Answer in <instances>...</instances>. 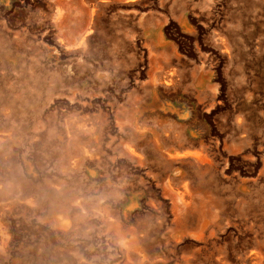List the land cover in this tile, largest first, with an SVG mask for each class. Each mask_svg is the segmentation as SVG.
<instances>
[{"label": "rangeland", "instance_id": "374dc122", "mask_svg": "<svg viewBox=\"0 0 264 264\" xmlns=\"http://www.w3.org/2000/svg\"><path fill=\"white\" fill-rule=\"evenodd\" d=\"M57 1L0 0V264H264V0Z\"/></svg>", "mask_w": 264, "mask_h": 264}, {"label": "bare ground", "instance_id": "6f19581e", "mask_svg": "<svg viewBox=\"0 0 264 264\" xmlns=\"http://www.w3.org/2000/svg\"><path fill=\"white\" fill-rule=\"evenodd\" d=\"M61 1V0H60ZM90 23H87L86 26H88ZM88 28V27H86ZM85 31V28L83 32ZM84 34V33H83ZM174 71V70H173ZM173 78V72L167 73L164 78L163 82L165 84H169L172 81ZM155 106V105H154ZM152 133V132H151ZM193 135V134H192ZM188 136V135H187ZM1 138V134H0ZM169 138H163L161 140H156L158 146L165 145ZM189 142V144L192 145V143H195L192 139V137L187 138L186 140ZM199 141V140H198ZM181 145V144H180ZM179 145V147H180ZM136 146V145H135ZM173 151L166 152L163 151L161 148H159V151L163 154H166L165 156L169 159H184L186 160L188 166H191V168H194V173L197 175H200L203 169H206L211 164V158L208 154V152H197V151H190V150H176V148H170ZM138 157V156H137ZM185 173L180 174L177 178L172 177V179H169L166 175V172L163 173V175H159L160 182V188L161 193L165 198L169 200V202L172 204V209L176 211H183L186 209H192L193 202L195 201L197 195L200 194L201 191H198L193 186V181L191 178L188 180H183V177L185 176ZM192 176V175H188ZM32 199V198H31ZM57 210V209H56ZM68 208L64 209L66 211L62 215H59L58 218L60 219L63 227L67 228L70 225V220L68 219ZM132 234L133 239L137 238V230L135 227H131L130 231ZM254 255V254H253ZM258 256H255L254 258H257Z\"/></svg>", "mask_w": 264, "mask_h": 264}, {"label": "crops", "instance_id": "0c3cea01", "mask_svg": "<svg viewBox=\"0 0 264 264\" xmlns=\"http://www.w3.org/2000/svg\"><path fill=\"white\" fill-rule=\"evenodd\" d=\"M70 1H73V0H61V1L58 0L57 2H58V3L68 4ZM68 18H69V16L66 15V16H65V19L68 20ZM87 23H90V24H91L92 22H91V20H89ZM87 23H86V24H87ZM90 24H89V25H90ZM89 25L86 26V27L89 28ZM83 30H84V27H83V29H82L81 32H80L81 36H82V35L84 36L83 33H84L85 31L83 32ZM83 36H82V37H83ZM183 125H184V124H183ZM183 133H184V130L182 131L181 134H183ZM183 135H184V134H183ZM157 136H158V135H157ZM163 137H164V138H168L167 135H166V132H164V136H163ZM157 138L159 139V137H157ZM187 138H189V137H185V139H187ZM192 139H193V138H192ZM159 140H160V139H159ZM193 141L195 142L194 144H196V141H198V140L193 139ZM186 146H187V145H186V142H185L183 145H181L180 147L176 148V150H183V151H185V150H189V149H186ZM137 148H138V147H137ZM155 148L159 151V148L162 149V146H161V147L158 146V145H157V142H156V146H155ZM181 148H183V149H181ZM135 149H136V146H135ZM162 150L165 151V153H166V152H169V151H173V150H168V149H162ZM190 151H193V152H194V151H197V152H198L199 150H190ZM199 152H201V151H199ZM162 154H163V153H162ZM163 155H166V154H163ZM168 159H169V158H168ZM173 160H174V159H173ZM175 160H178V159H175ZM179 160H180L181 162L183 161V162H184V163L182 162L183 164L186 163V164H185L186 166L188 165L187 162H186V160H184V159H179ZM187 167H188V166H187ZM190 167H191V166H190Z\"/></svg>", "mask_w": 264, "mask_h": 264}]
</instances>
